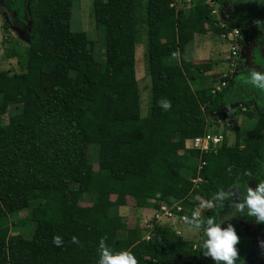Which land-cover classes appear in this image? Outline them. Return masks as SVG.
I'll return each instance as SVG.
<instances>
[{"label": "trees", "instance_id": "1", "mask_svg": "<svg viewBox=\"0 0 264 264\" xmlns=\"http://www.w3.org/2000/svg\"><path fill=\"white\" fill-rule=\"evenodd\" d=\"M216 1L218 18L204 0H92L90 18L104 32L98 63L87 34L71 30L74 0H0V14L10 17L3 23V57L19 70L0 71V264H97L102 238L113 251L132 253L137 264H185L203 256V226L187 225L200 231L193 240V232L180 237L153 222L146 241L138 220L130 225L125 215L111 212L179 204L190 216L201 200L235 190L222 206L199 209L202 220L218 222L264 179V103L248 77L241 79L250 70L217 74V62L186 59L198 37L221 38L233 29L243 38L240 46L261 32L264 52V24H256L264 22V2ZM12 21L26 45L11 36ZM143 37L146 116L135 58ZM223 81L227 85L212 94ZM162 99L170 101L168 110L159 105ZM11 108L16 112L5 121ZM239 116L252 124L246 132L236 124L233 142L225 136L216 154L185 149L187 140L213 130L218 117ZM93 145L96 169L88 160ZM201 161L205 166L197 172ZM197 174L202 182L196 189L190 179ZM86 196L93 199L89 206L83 205ZM21 212L27 213L24 223L10 221ZM27 221L34 225L29 238L11 232ZM228 224L239 237V256L251 264L264 225L237 210Z\"/></svg>", "mask_w": 264, "mask_h": 264}, {"label": "rangeland", "instance_id": "2", "mask_svg": "<svg viewBox=\"0 0 264 264\" xmlns=\"http://www.w3.org/2000/svg\"><path fill=\"white\" fill-rule=\"evenodd\" d=\"M91 3L92 0H74V4L72 6L71 11V30L72 31H82L87 34L89 39L94 43V55L98 63L102 62L101 55L103 51V38H104V32L102 28H97L95 23L90 18V12H91ZM10 17H8L6 14H0V71L1 70H9L13 69L14 71H19L18 67L16 65V62L14 60H6L3 57V49L1 46V40H2V29H3V23L9 22ZM14 22H10V28L9 32L11 36L20 41L22 44L26 45L27 41L25 39L24 33L14 26ZM242 48V47H241ZM245 49L241 50V54H244ZM230 56V45L228 41L222 39V38H215L212 35H204L200 36L197 39H195L194 42L189 44L186 48V59H188L191 62H200L203 60L210 61V62H217L216 65L213 66V73H226L229 70L228 66V60ZM136 79L138 81V86L140 90V96H141V113L142 115H147L149 108H150V80L148 78L147 74V45L146 40L143 37L142 45L137 48L136 52ZM211 77L208 76V81L210 82ZM209 84V83H207ZM194 87V86H192ZM18 111V109H17ZM16 112L14 108L9 109L7 115L5 116V121H7V118L10 115H13ZM236 123H238V126L244 129L246 132L248 127L252 124L249 122V120H246L245 117L239 116L238 118H234ZM249 131V130H248ZM228 143L231 144L234 140V132L231 131L228 134H226ZM244 137H246V134H244ZM97 149L96 147L90 146L89 152H88V160L89 164L93 167V169L97 168V161H98V155H97ZM231 193H235V190H231ZM93 199H90L89 196H86L84 198L83 205L89 206L91 205V202ZM154 210H136L133 208H126V209H120V210H112V214L115 215L116 213H120L122 215H125L128 218L129 224L132 225L136 220L139 221L141 225L145 224L146 221H149V219L152 217ZM204 214V212H201V216ZM27 213L21 212L19 216H16L14 219H10V221L19 222L18 225H21V223H24L23 221L26 220ZM236 217V208L232 209L224 214H221L218 218V222L221 223L222 227H225L228 223L235 220ZM33 223L30 221H27L25 227H17L12 228V233H20L25 238H29L32 234L33 230ZM183 235L190 234L191 232L195 233L196 236L193 237V240L198 239V235L200 234V231H193L190 228H182ZM146 235V234H145ZM264 241V236L260 237L259 240H257L256 248H255V254H254V260L251 264H264V251L261 250L260 242ZM214 262L210 258H205L204 256L197 258V259H188L185 264H213ZM184 264V263H180Z\"/></svg>", "mask_w": 264, "mask_h": 264}, {"label": "clouds", "instance_id": "3", "mask_svg": "<svg viewBox=\"0 0 264 264\" xmlns=\"http://www.w3.org/2000/svg\"><path fill=\"white\" fill-rule=\"evenodd\" d=\"M262 2L264 0H257L258 5ZM256 24L257 27H260L264 22L256 21ZM248 82L254 88L264 90V70L251 69L248 73ZM158 103L164 110L171 107L170 101L166 99H162ZM245 175H249V173L245 172ZM231 195V192L221 189L216 192L212 200L207 202L201 200L197 210H194L190 216L185 215L181 218L185 224L192 228L201 229L203 226L204 238L200 252L205 258H210L214 264H246L245 259L238 253L239 237L234 226L228 224L226 227H222L221 223L216 222L212 217L202 220L199 211V209L212 208L214 202L217 206H222L219 202L229 199ZM235 208L254 223L264 225V179L258 182L255 190L249 188L243 201L235 203ZM52 242L57 247L63 243L60 236H54ZM72 242L79 243L76 237L72 238ZM260 247L264 251V241L260 242ZM98 252L97 264H137V259L132 253L113 251L105 244L103 238L99 241Z\"/></svg>", "mask_w": 264, "mask_h": 264}, {"label": "built area", "instance_id": "4", "mask_svg": "<svg viewBox=\"0 0 264 264\" xmlns=\"http://www.w3.org/2000/svg\"><path fill=\"white\" fill-rule=\"evenodd\" d=\"M188 5H192L191 0H187ZM205 5H207L210 9V14L212 17L218 18L219 17V4L216 0H204ZM221 28H225V24H220ZM222 39L228 41L230 45V56H229V71L228 74H233V70L237 64V56L239 51V42L243 40L242 36L240 35L237 29H233L230 32L221 36ZM225 74L223 77L225 78ZM227 85L226 82H221L219 85L215 87L212 91L216 93L221 91ZM241 112H247L249 109L253 108V105L249 107V109L240 106L239 107ZM214 127L207 131L202 137L195 138L192 140H187L185 142V149L187 150H194L198 151L201 156L208 155V154H216L217 150L220 148L224 141V137L229 132L233 131L236 126V121L234 118L230 117H218L217 120L213 121ZM205 166V162L201 161L198 164L197 172H199ZM191 183L193 184L194 188H198L199 184L202 182V178L199 177L197 174L196 177L191 178ZM183 216V207L179 204H174L172 206L167 205H160L157 210H154L152 217L149 221H146L145 224L141 225L145 231L146 235L144 236V240L148 241L152 235L151 231L153 228L154 223L165 224L169 226L176 236H183L182 228H186L187 224L183 222L181 219ZM202 217V216H201Z\"/></svg>", "mask_w": 264, "mask_h": 264}, {"label": "flooded vegetation", "instance_id": "5", "mask_svg": "<svg viewBox=\"0 0 264 264\" xmlns=\"http://www.w3.org/2000/svg\"><path fill=\"white\" fill-rule=\"evenodd\" d=\"M254 36L252 38H248L247 44L239 46L238 56H237V64L233 70L232 75L242 74V72H246L247 70L255 69V70H264V52L261 47V38H263V34L261 32L254 31ZM242 47V48H241ZM245 49L244 54H241V50ZM242 80L247 79V75H241ZM251 85V84H250ZM252 86V85H251ZM255 92L259 93L262 97V101L264 103V90H259L255 88Z\"/></svg>", "mask_w": 264, "mask_h": 264}, {"label": "water", "instance_id": "6", "mask_svg": "<svg viewBox=\"0 0 264 264\" xmlns=\"http://www.w3.org/2000/svg\"><path fill=\"white\" fill-rule=\"evenodd\" d=\"M262 236H264V235H262ZM262 236H260V237H262ZM260 237H259V238H260Z\"/></svg>", "mask_w": 264, "mask_h": 264}, {"label": "crops", "instance_id": "7", "mask_svg": "<svg viewBox=\"0 0 264 264\" xmlns=\"http://www.w3.org/2000/svg\"><path fill=\"white\" fill-rule=\"evenodd\" d=\"M238 124V123H237ZM229 142V141H228Z\"/></svg>", "mask_w": 264, "mask_h": 264}]
</instances>
